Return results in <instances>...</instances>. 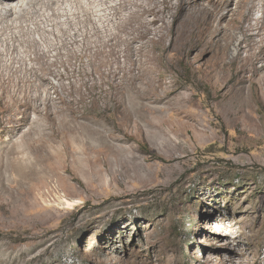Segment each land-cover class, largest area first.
Here are the masks:
<instances>
[{
    "label": "rangeland",
    "instance_id": "rangeland-1",
    "mask_svg": "<svg viewBox=\"0 0 264 264\" xmlns=\"http://www.w3.org/2000/svg\"><path fill=\"white\" fill-rule=\"evenodd\" d=\"M116 1L58 0L72 23L33 36L78 44L39 89L0 91V264H264L261 1L220 64L201 42L184 60L169 41L100 42L85 13ZM44 147L57 158L39 165Z\"/></svg>",
    "mask_w": 264,
    "mask_h": 264
},
{
    "label": "bare ground",
    "instance_id": "bare-ground-1",
    "mask_svg": "<svg viewBox=\"0 0 264 264\" xmlns=\"http://www.w3.org/2000/svg\"><path fill=\"white\" fill-rule=\"evenodd\" d=\"M260 1L264 9V0ZM57 3L58 0H0V91L39 89L33 81L52 72L45 69L46 60L59 57L62 47L78 44L79 34L71 42L47 48L34 38V34L43 35L50 31L48 27L61 26V19L66 20L65 24L72 23L70 13L54 8ZM248 5L255 7V0H225L222 3L217 0H117L110 3V12L106 10L97 20L94 19L96 14L86 12L85 21L92 25L100 42L164 44L169 41L173 56L181 60L189 58L186 52L190 42H201L205 54L211 53L219 63L225 59L230 42L236 37L234 29L249 32L250 29L244 27L245 19L249 18L246 13ZM223 10L227 13L223 14ZM258 21L257 36L261 38V46L260 52H253L252 58L264 60V14ZM85 39H90L89 35ZM243 43V40L239 43V52ZM237 59H240L239 53ZM80 124H67V131L73 134L71 141L78 139ZM86 150L75 154V162L86 164L89 172L95 174L98 159L89 156ZM43 151L47 155L38 158L39 165H46L57 158L46 147ZM39 172L42 173L41 170L36 171L37 174Z\"/></svg>",
    "mask_w": 264,
    "mask_h": 264
}]
</instances>
